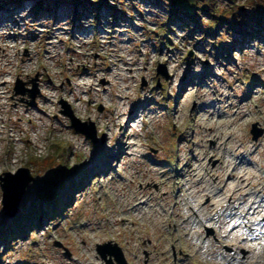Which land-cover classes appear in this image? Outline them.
Segmentation results:
<instances>
[{
    "label": "rangeland",
    "instance_id": "rangeland-1",
    "mask_svg": "<svg viewBox=\"0 0 264 264\" xmlns=\"http://www.w3.org/2000/svg\"><path fill=\"white\" fill-rule=\"evenodd\" d=\"M94 1L0 9L8 112L0 115V175L27 168L34 177L14 220L4 216L0 188V264H118L97 253L109 242L126 264H244L255 250L252 233L235 236L226 222L238 215L232 209L247 212L250 193L264 196L257 187L264 184V0H112L95 17ZM174 4L196 22L171 23ZM221 17L238 26L216 27ZM162 66L167 77L157 74ZM123 68L131 77L126 117L135 114L126 126L119 117L126 87L115 77ZM66 105L94 123L97 143L71 128ZM254 125L263 130L257 141ZM243 148L261 153L254 167L232 162ZM57 173L64 174L53 193L37 200L36 185ZM246 175L260 180L245 182L234 195L240 202H220L230 197L228 183ZM54 198L64 206L50 217ZM213 209L218 225L200 223ZM246 218L243 226L264 228V213Z\"/></svg>",
    "mask_w": 264,
    "mask_h": 264
},
{
    "label": "bare ground",
    "instance_id": "bare-ground-1",
    "mask_svg": "<svg viewBox=\"0 0 264 264\" xmlns=\"http://www.w3.org/2000/svg\"><path fill=\"white\" fill-rule=\"evenodd\" d=\"M130 61H131V59H130ZM118 71L119 72L116 73V76L115 77L119 78L120 83L124 87H126V84H127L126 83V80H129V78L131 79V77L126 76L127 74L125 75V71H127V70L124 69V68L123 69H120ZM83 84H84L85 87L88 86V85L91 86L90 90L92 89V85H94L93 82L88 81V79L84 80V83ZM128 89H129V87H126L125 90L124 89L121 90L122 91L121 97L124 96L123 94H125V97L124 98H121V100L122 99L124 100V103L121 104V111H123V114L121 113V115L119 117H121V120H122V122L124 123L125 126L127 125V122L129 121V119H131L135 115V114H130L128 117H126L127 116L126 115L127 113H125V112L128 111L129 108H130L129 107V105H130L129 96L128 95L126 96V90H128ZM90 94H91V91H90ZM3 95H4V92H2L1 91V88H0V115L5 116V115H8V112L5 115L2 113V110L3 109L1 108V106H2V98H3ZM236 115H237V112H235V116ZM21 120H22V118H17V120H16V123H17L16 127H17V129H20L21 128L20 127V124H19V122ZM2 121H3V123L5 125H7V124H9L11 122V119L8 117L6 121H5V119L2 120ZM209 125H211V124H209ZM223 147L225 148V144L223 145ZM246 154L248 156H245ZM256 156L257 157L261 156V153H258L257 150L248 153V152H246L245 148H243V152H240L238 155H234L233 156L234 158H233L232 162H236L237 161L238 164H236L235 167L237 165L238 166H243V165H246V164L247 165H251V167H254L255 166L254 164H256V162L253 161V158H255ZM250 157H252V159ZM259 160L261 161V164H262L261 158ZM234 170H235V168L232 169V171H234ZM259 172H261V170H258V173ZM246 176L248 177V175H246ZM243 177H245V176H243ZM250 177L252 178V181H251V184L248 187L257 184L258 181L260 180L258 178V181L257 182H253L254 179H255L253 177H255V175H250ZM250 177H248L246 179H243L240 182H238L236 178H233L232 177L233 180L232 181L230 180L231 182L228 183V186H229L228 190L230 191V193H229L230 197H226L223 194V195L219 196L221 198V201L220 202H225L227 200V198H228V202L234 200L233 203H232L233 205L235 203L240 202L239 201L240 200V196L238 198H234V195L237 192H240L241 189H242V187L243 188H246L247 185H245V182L249 181L250 180ZM203 180H204V178H201L200 181H203ZM177 184H179V182ZM195 184H196V181H194V184L193 185L195 186ZM261 185H262V188L259 189V190L262 191V190H264V184L258 183L257 187H261ZM187 188H188V184H187ZM222 188L224 189L225 186L223 185ZM203 191H207V190H203ZM220 192H222V191H220ZM208 194L209 195L212 194V196H208V197H214L216 199V196L219 193L218 194H215L213 192H209ZM249 195H254V196H253L252 199H250V198L247 197L248 198V200L246 201V203H247V206H246L247 212L245 213L244 210H240V208L237 209V210L232 209V211H238L239 210L238 211V215L237 214H233V216L231 217V219L228 222H226V225L228 226V228L230 227L229 228L230 232H235V236H245L246 235V232L244 230L245 228H247L252 233L250 235V239H252L251 241L253 243L255 242L254 243V246H255V250H254L255 251V254L254 255L252 254L254 251L251 249L250 250L251 252L249 254V257L248 258H244V262L243 263L244 264H264V257L262 256V254H263V248H264V245H263V243H264V238H263L264 237V228H258L256 230V229H252L250 226H247V225L243 226L245 224V221H243V220H247L246 217L249 216V221H252V222L255 221L256 222L258 220V218L261 216V214L264 213V205H262V204H264V196L261 195V192L260 191H257L254 194L250 193ZM140 200H142V199H140ZM145 202H146V200H142L140 203H145ZM220 202L218 200V203H217V201L215 203H217L216 205H219ZM248 202H250V203H248ZM216 205L214 204L213 207L216 206ZM216 209H213L209 214L207 213V215H205V217H207L206 219L205 218L199 219V217L197 216L196 213H195V216L199 219V222L200 223H202V222L203 223H205V222L206 223H210L214 227V226L218 225V220H219L218 217H217V210ZM224 210L226 211V209H224ZM249 212H255V214L254 213H251L250 214ZM214 221H216V222H214ZM253 232H254V234H253ZM259 235H261L262 237L259 236ZM260 238H263V242L260 240ZM245 244L248 247H250V245H249L248 242H246ZM207 255H211V254L210 253H207Z\"/></svg>",
    "mask_w": 264,
    "mask_h": 264
},
{
    "label": "water",
    "instance_id": "water-1",
    "mask_svg": "<svg viewBox=\"0 0 264 264\" xmlns=\"http://www.w3.org/2000/svg\"><path fill=\"white\" fill-rule=\"evenodd\" d=\"M159 76L167 77L168 73L165 69V66L159 67L157 72ZM34 83V90L31 91V99H34V93H37V85ZM20 87L23 86L22 83H19ZM17 94L24 93L16 89ZM34 104V103H32ZM63 114L68 115L71 120V128L74 129L76 133L83 135L85 138L89 139L93 143L98 142L97 132L95 130V125L92 122H81L78 118L75 117L71 109L66 105V111L62 112ZM253 140L257 141L263 134L262 130H258L254 125L251 132ZM34 181V177L27 168H20L16 173L5 172L0 175V188L2 190V209L4 211V216L7 219H13L20 207L24 195L29 187V185ZM97 253L100 257L106 260L107 256L114 257L115 261L118 264H126L124 257L122 255V250L117 244L109 242L103 245H97ZM112 261H108V264H111Z\"/></svg>",
    "mask_w": 264,
    "mask_h": 264
},
{
    "label": "trees",
    "instance_id": "trees-1",
    "mask_svg": "<svg viewBox=\"0 0 264 264\" xmlns=\"http://www.w3.org/2000/svg\"><path fill=\"white\" fill-rule=\"evenodd\" d=\"M24 1H26V0H0V9L6 7L9 4H17V5L20 4L21 5ZM31 1L36 2L37 5L35 6V11L37 12V11H42L43 10V8L46 5V2L48 0H31ZM111 1L112 0H95L94 1L95 11H93V16L95 17V15H99L101 10H102V8L105 7V6H108L109 8H112L111 4H110ZM67 2L71 6L79 7L81 4H86L88 2V0H54V3H55L56 6H60L61 4H64V3H67ZM170 16L171 17H170L169 21L171 23L174 22V20H176L177 16H187V17H189V19H192L194 22H196V19H195L196 15H194L191 12L185 10V6L184 5H183V7H181V6H176L174 4L172 6V8H171ZM222 20H225V22L228 23V26H230V24H233L234 26L237 25L236 23L232 22V20L227 21L225 18L221 17V18H219L218 23L216 24V27H218L219 24L222 23ZM233 25H231V27H230V28H232V29H230L232 31H233ZM228 31H229V29H228ZM215 32H216V30H215ZM61 174H64V173H57L56 177L45 180L44 181V183H45L44 186L42 184H40V187L37 188L38 184L36 185L35 188L37 189V194H38L37 200L40 199V197H42L44 195L50 196L53 193V187H52L53 181L56 180L58 177H60ZM63 183L64 182H62L60 186H62ZM28 196H30V193L27 195V197ZM37 200H35L34 202L36 203ZM55 200L56 201L49 206V209H50L49 213H50V215L52 217H55L58 214V210H59L58 207L60 208L61 205H62V203L60 202V199H55ZM34 207H36V204H34ZM55 207H56V209H55ZM11 220H14V219H11ZM8 221H10V220H8ZM23 221H24L23 219L19 220V222H23ZM10 234H11V236H13L12 234H14V232H12V233L10 232L9 235ZM2 237H3V239H8V237H7V235L5 233H2Z\"/></svg>",
    "mask_w": 264,
    "mask_h": 264
}]
</instances>
